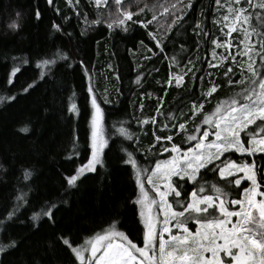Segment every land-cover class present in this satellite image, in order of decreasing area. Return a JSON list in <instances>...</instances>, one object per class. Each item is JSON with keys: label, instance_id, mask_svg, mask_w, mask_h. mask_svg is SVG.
Masks as SVG:
<instances>
[{"label": "trees", "instance_id": "1", "mask_svg": "<svg viewBox=\"0 0 264 264\" xmlns=\"http://www.w3.org/2000/svg\"><path fill=\"white\" fill-rule=\"evenodd\" d=\"M144 2L171 5L176 0ZM189 2L191 8L184 7ZM223 4L224 0L219 5L215 0H182L177 8H184V19L171 32L161 27L156 33L163 37L165 51L161 53L147 34L148 30L156 32V22L148 30L132 22H128L127 31L116 26L110 30L106 22L93 23L99 14L108 13V9L97 8L95 0H0V96L5 97L0 101V221L6 219L18 190L30 186L26 207L11 220L0 223V246L15 241V246L0 252V264H78L56 237L64 233L82 242L113 222L138 247L143 246V224L134 203L138 188L121 149L134 150V158L143 167L152 168L157 159L171 157L170 152L162 151L163 146L170 148L175 143L186 150L195 143L189 144V135L196 134L197 127H207L204 115L212 113L219 101H226L249 86L252 77L247 72L248 57L243 55L244 33L239 29L230 37L227 35L228 24L223 19L227 7ZM134 7L138 6L133 4L132 11ZM248 12L253 13V19L245 26L250 30L258 24L255 14L264 17V10L249 8ZM161 13L158 8V20L166 26L171 17ZM151 15L152 10L146 9L133 19H150ZM13 21L19 23L16 30L8 27ZM213 40L221 46L216 47ZM251 40L255 47L250 55L256 60L257 70L264 73V65L256 55L260 52L258 38L253 35ZM228 41L233 47H226ZM148 47L156 54L148 52ZM57 50L70 59L58 60L54 73L39 79L36 61L51 57ZM13 57L28 59L29 64L23 65ZM18 63L22 71L9 85L10 68ZM177 75H184L179 85ZM34 81L35 86L24 92ZM89 84L103 112L105 133L111 139L103 166L82 176L77 187L69 188L65 177L74 174L90 156ZM213 85L216 91L206 95ZM11 96L15 99L8 98ZM73 103L78 108L76 113L70 112ZM193 103L204 105L195 117ZM143 120L149 122L141 124ZM180 123H185V130L179 129ZM24 125L29 127L26 134L18 132ZM120 127L132 132L133 140L120 136ZM154 133L161 137L171 135L173 139L157 142ZM241 137L245 139V133ZM260 156L264 153L256 157L258 165L264 164ZM225 157L249 162L253 159L237 153H225ZM25 168L33 172L30 180L22 176ZM201 171L203 178L199 182L207 181L206 188L210 189L214 181L224 183L218 171ZM245 186H250L245 180L239 188L232 185L233 198L242 197ZM185 187L194 186L188 183ZM50 204L57 205L52 209L54 221L43 215L32 219L34 211ZM189 227L194 231L197 225L190 223Z\"/></svg>", "mask_w": 264, "mask_h": 264}, {"label": "snow or ice", "instance_id": "2", "mask_svg": "<svg viewBox=\"0 0 264 264\" xmlns=\"http://www.w3.org/2000/svg\"><path fill=\"white\" fill-rule=\"evenodd\" d=\"M215 2L219 5L221 0H215ZM181 3L182 0H176V3L171 5H150L144 0H95L97 8L104 6L108 8V13L106 16L99 14L93 23L99 25L106 22L110 30L116 26L127 31L128 22L139 24L145 30L156 22L158 25L156 32L148 30L147 34L154 42V47L163 53L165 51L163 37H158L156 33L161 27L165 32H171L178 21L184 19V8H177V5ZM234 3L236 6L228 5L227 12L231 16L225 15L224 20H231L226 25L229 37L237 30L236 24L242 26L241 31L244 33L242 43L245 49L243 55L248 57L247 72L252 77L249 86L230 99L219 101L212 113L204 115L203 123L209 128H214L213 132L210 133L208 129H205L201 133L200 128L197 127L196 134L188 137L195 143L186 150H182L175 143H171L170 148L163 146V152L178 154L172 155L171 159H157L154 167L147 168L134 158V150L121 149L126 155L124 162L130 164L133 169L135 183L139 189L134 203L140 207L143 246L138 247L137 243L129 239L124 231L118 230L115 222L102 232L84 238L82 242L74 241L68 234H59L56 237L57 241L70 250L78 264H264V190H261L264 187V164L258 165L256 160L259 154L264 153V73L257 70L256 60L250 55L255 47L251 37L255 35L260 47V52L256 55L260 56V62L264 65V55H260L264 52V17L256 13L255 18L258 24H253L250 30L249 27H245L253 19V13L248 12V9L264 10V0L255 4L253 0H245L244 5H241V0H234ZM111 4H114V9L110 7ZM133 4L138 6L137 11L131 10ZM140 4H143V7H139ZM184 7L191 8V3ZM158 8L162 9V15L171 17L166 26L158 20L156 14ZM146 9L152 10L150 19H133L134 16L144 13ZM177 11L180 12L179 15ZM37 18H39V12H37ZM8 27L16 30L19 28V23L13 21ZM196 27L199 28V25ZM139 43L143 45L144 41L141 40ZM213 44L216 47L221 46L216 40H213ZM226 47H233L231 41L226 42ZM147 50L153 55L156 54L151 47ZM13 59L21 60L23 65L29 64V60L25 58L13 57ZM69 59L70 57L60 50L51 57L38 58L35 67L39 79L42 80L53 74L58 60ZM145 59H151V57L146 56ZM21 71L22 67L19 63L10 68L9 85ZM231 71L232 69L229 68L228 72ZM183 78L184 75L175 77L177 85ZM168 83L169 85L172 83L171 78ZM34 86L35 81L23 91L27 92ZM215 91L216 85H213L206 95L210 96ZM88 92L92 108L88 145L90 156L86 163L76 168L74 174L65 177L69 188L77 187L81 177L95 172L98 165L103 166L105 149L109 147L111 139V136L105 133L103 112L91 84L88 86ZM8 98L15 99V96ZM4 99L5 97L0 96V101ZM203 107V104L193 103V117ZM70 112H78L75 103L71 105ZM257 121L261 123L258 124ZM148 122L143 120L140 123ZM152 122L155 123L154 117ZM253 125L256 126L254 129L250 127ZM164 127L167 128L168 125ZM185 128V123L179 124L180 130ZM18 132L26 134L29 132V127L24 125L18 129ZM117 132L126 140H133L134 134L126 127L118 128ZM241 133H245V139H242ZM210 136H214V139L210 140ZM155 139L157 142L165 140L171 142L173 137L155 135ZM225 153H237L253 159L250 162L247 159L237 161L234 158L225 157ZM221 157L224 159L221 160ZM260 160H264V156H260ZM216 161L220 163H215ZM209 165L213 167L209 168ZM2 167L3 165H0V168ZM204 169L213 174L218 171L219 179L224 183L214 181L210 189L206 188L207 181L199 182L203 178L201 170ZM239 173L243 175L239 176ZM32 175L31 169H23L24 180H30ZM174 177L178 179H173ZM228 177L236 178L233 180ZM145 180L151 185V191L155 193V196H150L146 191ZM242 180L249 182L250 186L243 188L242 197L233 198L231 186L235 185L239 188ZM188 183L194 187L187 189L185 185ZM29 193L30 186L27 189L18 190L11 210L7 213L6 219L0 223L11 220L20 209L26 207L29 202ZM169 197L172 199L170 200ZM258 197L260 199H257ZM56 207V204H50L45 209L34 211L32 219L38 220L43 215L54 221L52 209ZM190 223L198 227L193 231L189 227ZM173 228L178 231L174 233ZM12 246H15V241L0 246V252Z\"/></svg>", "mask_w": 264, "mask_h": 264}, {"label": "rangeland", "instance_id": "3", "mask_svg": "<svg viewBox=\"0 0 264 264\" xmlns=\"http://www.w3.org/2000/svg\"><path fill=\"white\" fill-rule=\"evenodd\" d=\"M71 2V1H70ZM245 2V0H241V5L243 4ZM260 2V0H253V3L255 4V3H259ZM72 4V3H71ZM159 3L158 2H153L152 3V5H158ZM229 4H232L233 6H236L235 5V3H234V0H224V4H223V6H225V7H228V5ZM101 8H103V9H108V8H105L104 6H100ZM110 7H112L113 9H114V4H111L110 5ZM133 10H135V11H137V8L136 7H134V9ZM107 14L105 13L104 14V16H106ZM226 15H229V16H231V14H229L228 12L226 13ZM224 19V18H223ZM225 21V20H224ZM231 22V20H229V21H225V23H227V24H229ZM87 24H88V22H87ZM86 24V25H87ZM235 27H236V29L237 30H239V29H241V25L240 24H236L235 25ZM206 125V124H205ZM207 127H205V128H200L201 129V133L203 132V130H205V129H208L209 130V132L211 133V132H213L214 131V128H209V126L208 125H206ZM209 139L210 140H212V139H214V136H210L209 137ZM194 141H191V140H189V144L190 143H193ZM194 145V144H193ZM172 155H178V154H175V153H171ZM172 155H171V157H172ZM171 157L170 158H168V159H171ZM99 166V165H98ZM97 166V167H98ZM93 173V172H92ZM238 175H243L242 173H239ZM144 183H145V189H146V191H148L149 192V195L150 196H155V193L154 192H152L151 191V185H149L148 183H147V181L145 180L144 181ZM138 194H139V189H138ZM257 199H260V197H258ZM138 206V211H140V207H139V205H137ZM233 220H235V218H233ZM142 224V223H141ZM198 227V226H197ZM175 228H173V230H174ZM176 231H178L177 229H175V232ZM86 255H87V253H86Z\"/></svg>", "mask_w": 264, "mask_h": 264}, {"label": "bare ground", "instance_id": "4", "mask_svg": "<svg viewBox=\"0 0 264 264\" xmlns=\"http://www.w3.org/2000/svg\"><path fill=\"white\" fill-rule=\"evenodd\" d=\"M116 99V98H115Z\"/></svg>", "mask_w": 264, "mask_h": 264}]
</instances>
